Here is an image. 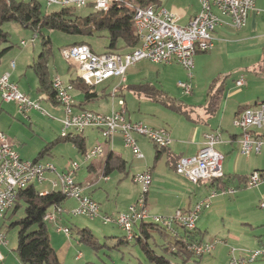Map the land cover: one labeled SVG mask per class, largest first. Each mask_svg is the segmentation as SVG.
<instances>
[{
    "label": "crops",
    "instance_id": "0c3cea01",
    "mask_svg": "<svg viewBox=\"0 0 264 264\" xmlns=\"http://www.w3.org/2000/svg\"><path fill=\"white\" fill-rule=\"evenodd\" d=\"M184 2V5L179 7L176 0H162V6L175 12L178 16L179 24H187L200 10V0H184ZM217 13L223 22L215 28L214 47L209 51L197 53L193 76L191 77L188 74L189 82L192 84V92L188 94H193L195 88H205L208 95L205 102L199 104L187 103L183 99L173 96L169 91L162 88V82L159 80L160 73L154 75L153 72L143 66H140L138 72L130 73L125 75L124 79H120L118 86L115 87L117 88V102L115 101L116 98L112 97L111 107H107V104L100 101V98L106 95L105 87L100 92L97 87L110 82L114 77L95 85L100 96L98 95L92 100L85 99L80 85L75 84L72 88L71 95L73 96L75 111L88 109L108 114L113 109H119L118 99H123L126 103L127 119L135 122L142 121L152 126V128H166L169 130L173 138V142L169 147L161 149L144 135L134 132L133 136L144 155L140 158L136 157L132 148L125 144L121 133L115 134L111 141L104 139L102 142L100 131L94 127H88L82 132L84 150H81L71 141L61 139L60 135L54 140L44 142L45 144L38 154L31 160L52 162L59 171L69 168L71 160L78 161L80 168L75 173L76 181L83 186L87 195L100 204L101 213L105 211L104 213H111L113 216L127 211L130 204L138 198L141 186L134 177L137 173L147 169L151 170L153 178L150 191L146 197L148 211L151 216L157 214L158 216L168 217L178 209L189 211L196 203L208 198L210 205L200 214L196 228L203 234V242L209 243L206 241L209 232L217 233L221 237L215 240L213 249L210 253H207L213 254L215 258L208 261L212 264H229L234 256H242L244 251L264 246V182L255 186H250L247 183L253 171H264V145L260 153L255 151L250 155L243 153L239 141L242 137V129L234 123L241 109L246 106H256L264 101V1H260L258 5V0H256L255 8L250 11L246 25L241 28L234 27L229 22V18L218 11ZM144 60L146 59L138 62H144ZM28 61L27 67L29 68L35 60L33 62ZM147 61L153 62L148 59ZM18 62V59L17 62H10V59L5 58L0 59V76L8 72L11 80L16 82L19 89L32 99L33 97L27 92V86L23 85L24 79H26L27 83H31L29 84L31 85L30 91L36 90L37 97L33 100H38L40 104L43 102L44 105L46 104V106L58 110V104H62L58 100L50 98L46 91L41 90L38 76L30 75L27 68L20 66ZM50 74L52 80L58 75H52L51 70ZM78 77L79 75L71 77L65 82L71 84V80ZM243 77L246 81L245 85H237L236 81ZM214 82L216 84H213ZM148 86L155 88L156 91H165L171 97L183 101L186 108L191 111L190 116L178 113V115L180 114L178 118L155 116L147 120L142 116L132 115L129 108V94L133 95L132 98L137 99L139 102H153L165 106L160 102L151 100L146 89ZM217 89H222V99L217 111L211 114L207 110V105L213 91ZM0 100L6 104L4 106L0 102V130L6 133V128L11 127L14 122L10 120L8 110H13L15 107L17 114L21 112L18 111L15 102L4 101L1 98ZM165 107L177 113L170 107ZM99 108L104 110L101 111ZM32 114L35 119L39 117L36 109L31 110L27 115L32 118ZM69 132H74V130L70 129ZM208 132L220 133L221 136L217 148L224 155L221 167L224 171L223 182L219 183L214 179H205L199 183H193L177 172L176 163L181 157L194 156L204 145L205 134ZM256 132L264 136V127L257 129ZM10 139L21 159H29L24 156H29L32 152L23 147L21 154L18 151L21 143L11 137ZM55 141L56 143L53 146L59 142L69 144L67 151H65L62 158H58L57 163L51 159L54 156L51 148L49 152L41 153L45 146ZM98 145L105 147L104 154L86 160L84 153ZM159 150H161L160 153ZM111 153L123 159L126 164L124 169H115L106 175L104 172ZM48 176L55 178L52 173H49ZM45 184L49 187L46 186V188ZM38 185L46 188L43 191L50 189L48 181L35 184L36 187ZM228 188H235V191H227ZM213 191H216V194L211 196ZM77 204L76 199L68 198L62 204V212H68ZM11 211L12 214L17 211L15 206L4 219ZM151 220L150 217L147 222H152ZM138 225L135 224L134 232L138 230ZM84 228L92 231L91 227L88 226H83L79 230ZM120 229L123 235L121 232L119 235L125 236V231L122 228ZM113 233L104 234L105 241H108L111 245L115 242L114 237L117 235ZM170 237L172 238V236ZM70 246L69 243L66 244L67 248ZM9 249L8 243L0 244V251L3 255V258H0V264H22L18 253H12ZM79 255L82 256L81 253ZM81 256L78 259H81ZM173 259V262L177 261ZM257 260L250 264H263ZM260 260H264V258Z\"/></svg>",
    "mask_w": 264,
    "mask_h": 264
},
{
    "label": "built area",
    "instance_id": "2783aa9c",
    "mask_svg": "<svg viewBox=\"0 0 264 264\" xmlns=\"http://www.w3.org/2000/svg\"><path fill=\"white\" fill-rule=\"evenodd\" d=\"M48 5L58 4L62 7L80 8L93 5L96 10L106 12L114 3L124 2L134 10V25L140 36V44L130 52L104 51L96 53L89 44H71L62 48L65 59L79 70V78L88 85H97L112 77L124 79L130 65L137 64L143 59L155 63L181 64L188 70L189 76H193L195 57L199 52L209 51L214 47V31L218 24L223 22L217 11L230 19L229 22L241 28L246 25L249 13L255 8L256 0H200V10L187 23L179 24L178 16L164 6L149 5L135 6L129 0H40ZM21 44H26L23 41ZM57 92V100L64 106L65 116L61 121L63 131L61 136H72L74 133H82L88 127H94L100 131L103 138L111 141L113 136L121 133L124 142L131 147L136 157H143V152L138 146L133 133H139L147 137L158 147H169L173 138L166 128H155L142 121H130L126 117V103L118 99L119 109H113L105 114L93 110L75 111L73 96L71 95L72 83H66L59 76L52 80ZM246 83L244 77L236 81L239 86ZM185 93L192 92V84L189 81L180 82ZM117 88L112 92L116 98ZM0 98L4 101L15 102L19 112L28 114L31 110H42L38 100L31 99L29 95L19 89V85L12 81L10 74L0 76ZM43 111V110H42ZM235 125L242 129V137L239 140L242 152L250 155L253 151L260 153L264 145V136L256 132L264 127V102L258 106L248 107L240 112L235 120ZM73 129L74 132H69ZM221 141L220 133L208 132L205 134V142L202 148L194 156L181 157L176 163V170L193 183H199L205 179H216L224 176L223 153L218 150L217 144ZM105 147L95 146L84 153L86 160L103 155ZM80 168L78 161L71 160L69 168L59 171L52 162L21 159L14 148L10 137L0 130V220L15 206L19 191L35 185L36 183H50L49 190H59L70 198L77 200L78 204L68 212L73 216L84 215L90 218L100 217L104 224L115 223L125 231L127 239L134 236V226L151 221L166 227L173 234H177L178 227L189 230L196 228L197 220L202 211L210 205L209 199H204L195 204L189 211L178 209L171 216L150 215L147 204V196L152 184L150 169L141 171L135 175V180L140 184L138 198L130 204L127 211L120 212L116 216L101 214V206L84 192V188L76 181V172ZM49 173L55 178L48 176ZM264 182V171L255 170L248 178V185L255 186ZM47 191H40L46 194ZM227 191L234 192L235 188ZM213 191L211 196H214ZM62 207H54L44 217L45 221L56 222L59 231H65L70 236L69 227L60 225ZM6 234L0 230V244H6ZM213 245L206 242H192L188 249L198 255L210 253ZM0 251V258L2 257ZM81 255L77 256L79 258ZM258 258H264V246L253 250L244 251L242 256H234L229 264H250Z\"/></svg>",
    "mask_w": 264,
    "mask_h": 264
},
{
    "label": "trees",
    "instance_id": "16d2710c",
    "mask_svg": "<svg viewBox=\"0 0 264 264\" xmlns=\"http://www.w3.org/2000/svg\"><path fill=\"white\" fill-rule=\"evenodd\" d=\"M135 6L162 5V0H129ZM42 1L29 0H0V44L8 41V34L2 28L5 22H17L25 27L32 28L35 33L42 36L43 48L37 60L32 67L39 79V88L46 91L52 99L57 100V92L53 87L51 74L49 70V59L52 51V40L50 36H46L43 28L57 29L68 34L77 35H94L96 32L106 31L108 37V45L105 51L110 52H130L140 44V36L134 25V10L128 7L124 2L114 3L108 11L103 12L94 10L88 15L81 16L76 12L75 7H63L59 11L49 14L42 12ZM87 43L79 41L73 44ZM88 44V43H87ZM8 48L0 51V59ZM264 73V69H263ZM72 86L80 85L86 100H92L98 95L95 85L83 83L78 77L71 80ZM213 84H216L214 82ZM151 100L160 102L167 107L177 111L185 116H190L191 111L186 108L183 101L171 97L165 91L158 90L148 86L146 87ZM222 89L213 91L210 96L207 110L213 114L217 111L222 99ZM264 102V101H262ZM261 102V103H262ZM260 104V103H259ZM257 104L256 106H258ZM246 106L240 112L245 110ZM238 113V114H239ZM237 114V115H238ZM65 141L73 142L81 150H84V138L82 133H76L73 136L62 137ZM56 143H49L43 150L42 154L49 152ZM156 145V144H155ZM157 146V145H156ZM158 147V146H157ZM161 148V147H159ZM165 149V148H161ZM161 150L158 152L160 153ZM125 161L111 153L107 160L105 174L108 175L112 170L124 169ZM224 176L214 180L223 182ZM69 197L59 190H49L46 194H41L35 185L27 187L18 193L15 204V210L21 207L20 201L25 203L24 217L16 220L11 226L18 227V243L16 251L22 264H63L57 252L51 245L48 234L47 221L45 215L54 207H62V204ZM184 228V226H183ZM132 239L126 236H116L115 242L112 244L117 247L120 244L138 245L146 259L156 264H198L203 255H198L194 251L188 249L192 242H203V234L197 228L189 230L184 228L181 232L178 227L177 234H173L166 227L154 222H141L137 227ZM81 242H84L95 250L102 247H109L108 241L101 243L100 240L88 228L78 230ZM162 237L167 242L159 244L158 237ZM172 236V239L168 238ZM166 251L172 255L177 261L173 262L164 254L158 252ZM173 262V263H172Z\"/></svg>",
    "mask_w": 264,
    "mask_h": 264
},
{
    "label": "rangeland",
    "instance_id": "374dc122",
    "mask_svg": "<svg viewBox=\"0 0 264 264\" xmlns=\"http://www.w3.org/2000/svg\"><path fill=\"white\" fill-rule=\"evenodd\" d=\"M260 1L262 0H258V5ZM176 2L179 7H182L186 1L184 2V0H176ZM41 3L42 12L44 14L59 11L63 8L58 4L48 5L43 1ZM94 10L95 8L93 5L76 8L77 14L81 16L88 15ZM2 28L8 34V41L2 42L0 44V51L5 48L8 49L5 51L1 59H10V62H17L18 59V63L20 64V66H24L25 68H27L28 73L36 77L37 75L35 71L32 70L33 68L27 67V60L33 62L34 60L38 59L43 48L42 36L35 33L32 28L25 27L17 22H5ZM42 32L46 36H50L52 40V51L49 59V67L51 73L52 75L58 74L57 76H59L66 82L69 80V78L79 75V70L76 65L70 64V62L65 59L62 53L63 47L71 45L76 41H86L96 53H102L106 50L109 42L106 31L96 32L94 35L83 36L77 34H68L60 30L50 28H43ZM23 41H26V44H21ZM140 66H143L144 68L146 67L148 70L153 72L154 75L159 72V80H161L162 82V88H164L166 91H169L173 96L183 99L187 103L199 104L205 102L208 96L207 89L202 87L198 89L195 88V92L193 94L184 93V89L180 86V82L189 81V72L180 64H176L175 62L171 64H156L154 62H149L146 59L144 60V62H138L137 64L130 65L126 71V75L138 72ZM120 79L121 77H114V79H112L110 82L103 83L102 85H99L97 87L99 92L105 87L106 95L103 98H100V101H102L103 104H107V107L112 106V92L115 87L118 86L117 84ZM29 84L31 83H27L26 79H24L23 85L27 86V92L33 98L37 97L36 90L33 89V91H30L31 85ZM32 88L34 87L32 86ZM129 95V108L132 115L134 116H142L147 120H150L155 116H161L162 118H178L180 116V114L178 115V112L176 113L174 111H171L170 109L168 110L161 104L144 101L139 102L137 99L132 98L133 95ZM115 101L117 102V98L115 99ZM0 102L4 106H6L3 101L0 100ZM41 107L43 111L37 110L39 117L36 119L35 117H33V114L32 118H29L28 115L24 113L17 114V110L15 107L13 108V110H8L10 112V120L14 122L12 123L13 125L11 127L8 126L6 128L5 132L8 134V136L21 143L20 148H18V151L21 154V149L23 147H25L26 150H29V152H32L31 155L24 156L25 158H29L28 160L33 159L46 142L58 138L63 131V124L61 121L65 116L64 106L58 104L59 109L54 110L53 108L49 107L48 105L46 106V104L44 105V103L41 102ZM99 110L102 111L104 109L99 108ZM100 139L103 142L104 138L102 136H100ZM152 145L154 146V144ZM68 146L69 144L64 142H59L55 146H53L51 149L54 156H52L51 159H53L54 162L57 163L58 158H62V156L65 154V151H67ZM46 186L49 187L45 184V187ZM45 187L42 185H38L37 189L43 191L47 188ZM20 204L21 207L17 209L14 214H12L11 211L6 219L0 220V230L6 234L8 247L10 248L9 251L12 253H17L16 248L18 243L19 229L17 226H11V224L16 220L24 217L25 215V203H23V201H20ZM104 212L102 211L101 214L111 215V213ZM57 215L58 217H61L60 225L62 227H69L71 230V235L68 236L65 231H58V224L56 222H47L48 234L50 240L52 241L51 245L58 253L63 264H156L148 261L142 249L138 245H134L133 243H131L130 245L120 244L117 247L109 243V247H102L101 249L95 250L88 244L80 241L78 230L83 226L91 227L93 234L100 240L101 243H104L105 241L104 236L109 235L111 232H114L113 234H117L118 236H122V230L115 223L104 224L100 217L92 219L84 215L73 216L72 214H70V212L66 211H64V213L59 212ZM179 228L181 232H184L183 227ZM120 232L122 233V235H119ZM214 234L212 232H209L206 237V241L209 242L210 245H213L216 239L221 238L220 235ZM157 237L159 244H164L167 242L162 237H159L158 235ZM170 239L172 238L169 237L168 240ZM68 243L71 245L69 248L66 247V244ZM158 252L164 254L168 258H171V260L174 258L170 253L160 250V248H158ZM80 253L82 254V256L81 259H78L77 255H79ZM211 258H215L213 257V254H204L203 259L199 261L200 263L198 264H212L208 261ZM260 259L263 258H258V260L264 264V260Z\"/></svg>",
    "mask_w": 264,
    "mask_h": 264
}]
</instances>
